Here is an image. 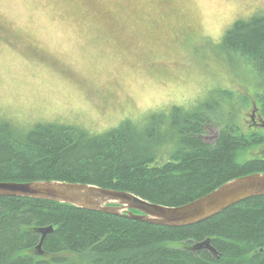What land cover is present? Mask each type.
<instances>
[{"label":"trees","instance_id":"1","mask_svg":"<svg viewBox=\"0 0 264 264\" xmlns=\"http://www.w3.org/2000/svg\"><path fill=\"white\" fill-rule=\"evenodd\" d=\"M223 44L251 67L264 120V15L236 22ZM211 108H175L142 125L127 118L102 134L56 123L24 131L0 122V181L88 183L180 206L233 178L264 172V156L240 158L264 143V134L227 125L215 142L206 140ZM49 226L53 231L38 248V229ZM0 264H264V196L178 227L0 196Z\"/></svg>","mask_w":264,"mask_h":264},{"label":"rangeland","instance_id":"2","mask_svg":"<svg viewBox=\"0 0 264 264\" xmlns=\"http://www.w3.org/2000/svg\"><path fill=\"white\" fill-rule=\"evenodd\" d=\"M261 15L264 0H0V122L102 134L210 104L208 142L227 125L264 134L251 67L223 44Z\"/></svg>","mask_w":264,"mask_h":264},{"label":"water","instance_id":"3","mask_svg":"<svg viewBox=\"0 0 264 264\" xmlns=\"http://www.w3.org/2000/svg\"><path fill=\"white\" fill-rule=\"evenodd\" d=\"M0 196H23L67 203L166 226H187L202 222L250 197L264 196V172L233 178L210 193L180 206H165L134 193L94 184L41 180L0 181ZM138 212H135V211ZM41 248L53 226L39 228Z\"/></svg>","mask_w":264,"mask_h":264},{"label":"flooded vegetation","instance_id":"4","mask_svg":"<svg viewBox=\"0 0 264 264\" xmlns=\"http://www.w3.org/2000/svg\"><path fill=\"white\" fill-rule=\"evenodd\" d=\"M251 119H252V121H251L252 128L264 127V121L261 117L257 118L254 114H252Z\"/></svg>","mask_w":264,"mask_h":264}]
</instances>
